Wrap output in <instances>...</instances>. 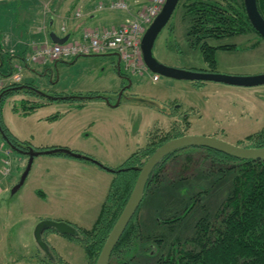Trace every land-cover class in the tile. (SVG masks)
<instances>
[{
  "label": "rangeland",
  "instance_id": "rangeland-1",
  "mask_svg": "<svg viewBox=\"0 0 264 264\" xmlns=\"http://www.w3.org/2000/svg\"><path fill=\"white\" fill-rule=\"evenodd\" d=\"M32 1L0 0V23L22 20ZM88 1L96 5L109 0ZM126 1L135 10L145 9L151 2ZM187 1L180 0L158 34L153 54L170 66L209 71L200 48L191 46L187 39ZM54 2L46 3L48 19L54 5L59 4ZM65 8L66 17L72 18L65 20L67 27L76 20L79 9L87 12L80 0H67ZM102 13L124 16L128 12L105 8ZM98 22L111 26L102 19ZM55 27L61 34V22ZM247 33L209 39L215 46L235 45L233 49L216 50L214 72L231 76L264 74V39ZM50 67L32 76L25 74L24 81L52 97L71 99L53 100L28 115L14 106L22 110L25 98L46 101L37 93L33 97L20 91L0 100V146L10 149L12 160V172L4 177L0 155V264H90L84 244L55 229L44 231L49 251L42 249L34 234L36 225L45 220L40 219L45 214L82 224L93 222L115 175L111 170L164 135L159 134V128L216 137L236 145L264 128V84L240 86L163 75L154 81L151 71L132 74L113 51L65 58ZM90 94L106 99H85ZM85 100V105L79 106ZM6 129L28 149L11 144ZM41 144L45 149H40ZM247 144L244 141L241 145ZM59 148L86 159L74 158L76 164H71L66 160L71 158L49 152ZM212 159L203 149L189 148L167 162L159 183L149 184L150 190L143 197L137 217L139 227L128 244L111 255L109 264H158L169 252L194 247L197 222L208 217L215 223L233 188L235 175L228 167L238 162Z\"/></svg>",
  "mask_w": 264,
  "mask_h": 264
},
{
  "label": "trees",
  "instance_id": "trees-1",
  "mask_svg": "<svg viewBox=\"0 0 264 264\" xmlns=\"http://www.w3.org/2000/svg\"><path fill=\"white\" fill-rule=\"evenodd\" d=\"M257 3L259 11L264 17V0H257ZM184 9V16L188 23L187 39L191 46L200 48L205 61L211 68L210 72H214L217 66L216 50L218 48L233 49L235 45L215 46L210 44L209 39L245 34L249 30L256 32L247 15L244 0H188ZM58 61L63 60L54 62ZM44 68H50V65L47 64ZM12 74V71H8L6 76ZM20 91H26L33 97L38 94L46 100L22 99L24 114H29L53 100L71 99L59 95L52 97L39 89L35 90L32 84L23 79L20 82L5 85L0 90V100ZM89 98H102V96L90 94L85 97V99ZM85 102L86 100L79 106L85 105ZM14 109L20 110L17 105L14 106ZM185 116L189 117L188 114ZM188 123L190 124L189 121ZM6 130L7 138L11 144L17 148H27L25 143L17 139L8 129ZM172 130L173 128L171 130L159 128V134L165 133L164 135L159 136L147 147L139 148L121 166L112 168L111 171L115 175L111 180L107 196L94 225L91 228L74 225L78 234L73 237L84 244L90 264L97 263L110 232L131 196L139 175V170L136 167L142 166L154 151L168 140L189 135L187 132H176V130L171 133ZM244 141L248 144L241 145ZM244 141L240 140L237 145L251 148L264 147V128L246 136ZM189 148L207 151L209 158H213V161L218 159L238 162L236 165L228 167V170H233L235 175L233 188L216 214L215 223L208 217L201 218L197 222L193 237L194 247L191 249L181 247L176 251L169 252L166 256L160 257L158 264H264V159H239L219 150L200 146L179 148L166 154L154 168L145 187L144 195L150 190V185L159 183L160 175L167 162L178 152ZM51 153L73 156L72 154L75 152L59 148ZM78 158L86 159L83 156ZM137 217L138 211L129 222L112 254L128 244L135 228L139 227L140 223L137 221Z\"/></svg>",
  "mask_w": 264,
  "mask_h": 264
},
{
  "label": "water",
  "instance_id": "water-1",
  "mask_svg": "<svg viewBox=\"0 0 264 264\" xmlns=\"http://www.w3.org/2000/svg\"><path fill=\"white\" fill-rule=\"evenodd\" d=\"M179 1L180 0H166L161 12L154 19L142 38L141 46L143 58L151 72L175 79L191 81H216L240 86L264 84V74L258 76H231L217 72L177 68L160 62L153 54L154 43L158 34L167 25L173 15ZM244 4L253 27L264 37V17L259 11L257 0H244ZM50 37L53 42L60 44L65 43L69 39L68 36L60 37L54 32L50 34ZM198 146L216 149L239 159H264V147L251 148L240 146L216 137L184 135L168 140L159 146L142 166L136 167L139 170V175L131 196L110 232L96 264L109 263L113 250L141 205L148 179L160 160L166 154L176 149ZM49 152L51 153V151ZM72 155L77 158L82 156L76 153ZM48 229H55L57 232L66 235L75 236L78 234L77 228L69 222L50 219L40 221L35 227L34 234L37 242L45 251H49V245L44 240L43 233Z\"/></svg>",
  "mask_w": 264,
  "mask_h": 264
},
{
  "label": "crops",
  "instance_id": "crops-1",
  "mask_svg": "<svg viewBox=\"0 0 264 264\" xmlns=\"http://www.w3.org/2000/svg\"><path fill=\"white\" fill-rule=\"evenodd\" d=\"M43 1L33 0L31 2L33 4L29 3V8L26 11V15L24 16L22 20L16 23L15 21H12L11 23L2 21L0 23V75H1V78L6 80L5 77H7L6 75L8 71L10 72L12 71L14 74L18 71V68L20 66L23 67L21 71L23 75V79H24V75L27 73H29V75L32 76L33 74H36L37 72L42 71L43 70L42 68H44L46 65L44 66L41 64L29 63L27 61V57L32 52L35 46V43L42 41L44 39H48L50 41V34L52 32L56 33L60 37L68 36L69 41L71 40L76 41L81 38L85 30L106 27L105 25L107 24L105 25L102 23L98 24L99 23L98 21H101V19L102 21L107 22L108 24L111 25L107 27H114V26H119L125 23L130 17L129 13H126V15L124 16L123 15L114 16V15H111L110 13L100 14L101 12H103L104 9L100 11H95L96 5H98V3H101L100 1L97 2L96 5H91L92 3H90L88 0H80L82 4L86 6L87 12L85 14L81 13V16H77L75 18L76 20L69 23V27H67L65 20L72 19L71 16H69L68 18L66 17V15L68 14V11H66L67 9L65 8L67 0H55L54 4L55 3L57 4L58 2L59 4L56 6L54 5L55 8L53 9V14L50 15L49 19H48V15L46 13L47 10L45 7L46 3H48L49 0H43ZM109 1L105 3H109ZM131 8L133 11H136L135 10L136 8H134L133 5H131ZM84 15H85L84 19L79 21L78 18L83 17ZM46 20H48V22ZM58 21L61 22V27L59 29L62 32L61 34L57 32V29L55 27V23ZM63 27H65L64 31H63ZM26 62L28 63L26 64ZM49 65L51 66V63H49ZM9 79L7 78V80ZM101 96H102V100L106 99V96L104 95H101ZM36 110H38V108L33 110L32 112H35ZM19 112L23 113L22 110H19ZM38 146L41 148H44L43 146L45 145L41 144ZM46 146L52 147L55 145H46ZM54 155L58 157L71 158V159H66V160H69L68 162H71V164H76L75 163L76 160L81 159V158H77L74 156L63 155V154H54ZM74 158L76 160H74ZM101 206H100L98 213L96 214V217L94 218V221L89 224H82L79 222H74L68 218L54 217V216H51L50 214H47V215L45 214L43 217H46V218L42 217L40 219H53L56 221H66V222H69L79 227L89 228L97 220L98 215L101 210Z\"/></svg>",
  "mask_w": 264,
  "mask_h": 264
},
{
  "label": "built area",
  "instance_id": "built-area-1",
  "mask_svg": "<svg viewBox=\"0 0 264 264\" xmlns=\"http://www.w3.org/2000/svg\"><path fill=\"white\" fill-rule=\"evenodd\" d=\"M165 0H151L145 9L133 11L126 0H116L109 4L100 3L96 10L105 8H117L127 11L130 14L128 20L114 27H101L85 30L79 40L68 41L63 44L52 43L44 39L35 43V46L28 57L32 63L46 64L49 61L60 60L70 57L90 54H102L109 51L115 52L126 69L135 74L147 71L142 54V34L153 22L161 11ZM77 15H81L77 13ZM65 27H63V31ZM22 67L19 72L13 75V82L22 79ZM159 75L155 74L153 80L157 81ZM5 79L0 78V88L5 86ZM11 151L0 146V155L3 157V176L7 177L11 173L12 160Z\"/></svg>",
  "mask_w": 264,
  "mask_h": 264
},
{
  "label": "flooded vegetation",
  "instance_id": "flooded-vegetation-1",
  "mask_svg": "<svg viewBox=\"0 0 264 264\" xmlns=\"http://www.w3.org/2000/svg\"><path fill=\"white\" fill-rule=\"evenodd\" d=\"M256 30V29H255ZM246 34V33H245ZM252 35V36H258V37H260V38H262V39H264V37L256 30V32L255 31H250L249 33H247V35ZM234 45V44H233Z\"/></svg>",
  "mask_w": 264,
  "mask_h": 264
}]
</instances>
